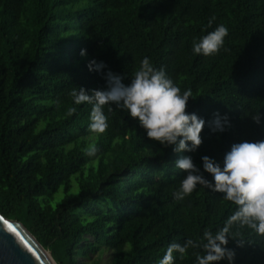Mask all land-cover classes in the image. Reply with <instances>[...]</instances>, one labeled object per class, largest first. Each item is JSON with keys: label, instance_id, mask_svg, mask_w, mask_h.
<instances>
[{"label": "trees", "instance_id": "trees-1", "mask_svg": "<svg viewBox=\"0 0 264 264\" xmlns=\"http://www.w3.org/2000/svg\"><path fill=\"white\" fill-rule=\"evenodd\" d=\"M221 24L229 34L220 51L195 54L193 41ZM144 57L181 92L192 90L187 112L206 121L195 152L148 138L114 104L104 106L107 130L94 133L93 106L70 95L106 88L92 60L127 84ZM215 113L229 118L223 132L209 126ZM261 138L264 0H0V214L21 222L57 264H101L105 251L109 264H160L171 243L215 233L237 206L200 185L177 201L187 173L175 161L191 156L213 181L202 157L223 166L233 144ZM93 144L97 153L86 155ZM231 232L232 264H264V236L239 223ZM198 252L174 253V264H197Z\"/></svg>", "mask_w": 264, "mask_h": 264}, {"label": "clouds", "instance_id": "clouds-1", "mask_svg": "<svg viewBox=\"0 0 264 264\" xmlns=\"http://www.w3.org/2000/svg\"><path fill=\"white\" fill-rule=\"evenodd\" d=\"M228 34V28L223 24L219 25L198 42L193 41V52L205 56L218 53ZM81 55H86V50H81ZM88 67L90 71H98L104 75L106 88L92 89L91 94L83 87L78 90L73 88L70 95L76 104L88 103L93 106L90 131L104 133L107 130L108 118L104 106L114 104L127 110L133 119H137L140 126L146 130L148 138L165 147L176 145L174 152H195L201 146V133L206 121L195 113L187 112L189 99L195 98L192 90L181 92L180 87L168 77L165 70L156 69L148 57L143 58L127 84L124 82L126 75L116 74L111 70L105 74L107 65L102 61L92 60ZM252 119L259 124L260 112H256ZM208 123L213 132H223L226 126H230L228 116H221L219 113H215L214 119ZM248 140L232 145L224 157L223 166L208 156L202 157L204 171L213 176L214 182L205 178L191 156H182L175 161L176 168L187 173L179 190L174 193L177 201L184 200L200 185L223 193V198L235 204L237 208L233 215L228 217L225 225L215 233L205 230L199 240L189 238L183 244L171 243L160 264H174L173 254L179 253L183 259L189 249L202 250V254H196L197 264H216L224 259L232 264L235 252L227 245L229 236L237 238L231 232L235 223L264 236V141ZM97 151L98 148L94 144L85 149L88 156H94ZM240 239L243 241V238Z\"/></svg>", "mask_w": 264, "mask_h": 264}, {"label": "water", "instance_id": "water-1", "mask_svg": "<svg viewBox=\"0 0 264 264\" xmlns=\"http://www.w3.org/2000/svg\"><path fill=\"white\" fill-rule=\"evenodd\" d=\"M0 264H57L19 221L0 214Z\"/></svg>", "mask_w": 264, "mask_h": 264}, {"label": "rangeland", "instance_id": "rangeland-1", "mask_svg": "<svg viewBox=\"0 0 264 264\" xmlns=\"http://www.w3.org/2000/svg\"><path fill=\"white\" fill-rule=\"evenodd\" d=\"M110 259H111V252L105 251V253L101 255V264H109ZM91 262L92 260L91 261L88 260V264H91Z\"/></svg>", "mask_w": 264, "mask_h": 264}]
</instances>
